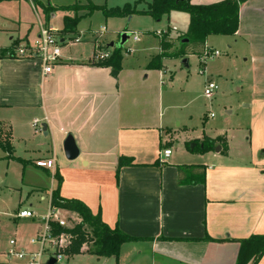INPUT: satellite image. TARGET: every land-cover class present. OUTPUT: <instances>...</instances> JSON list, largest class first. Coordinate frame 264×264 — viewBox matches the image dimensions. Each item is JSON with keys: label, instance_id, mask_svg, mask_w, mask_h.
<instances>
[{"label": "crops", "instance_id": "1", "mask_svg": "<svg viewBox=\"0 0 264 264\" xmlns=\"http://www.w3.org/2000/svg\"><path fill=\"white\" fill-rule=\"evenodd\" d=\"M221 1L224 0H193L191 4ZM131 17L128 24L134 16ZM189 22L188 16L186 32ZM239 25L234 36H217L230 50L233 44L241 43L247 56L251 97L250 106L246 105L250 107L247 144L241 142V148L236 149L231 137L222 135L226 137L227 153L221 148L220 153L215 150L197 154L192 151V142L204 137L190 139L186 145L191 152L182 162L172 158L173 151L160 162L161 153L171 148L163 147L165 131L161 123L153 114L143 113L141 80H129L130 69L122 66L121 70H113L95 66L92 60H70L62 52L60 64L44 77L38 61L0 60V114L5 116L0 119V139L13 148L11 139L20 127L18 120L37 112L47 126L45 138H52L53 155L29 147L21 156L12 149L14 157L26 162L27 168L54 175L67 171L60 186L61 198L84 203L109 230L135 239L121 246L118 259L82 250L71 260L87 256L89 264H237L240 241L264 235V0L243 4ZM122 30L125 29L111 34ZM129 30L121 33L118 43ZM10 31L8 44L0 48H8L14 41L15 33ZM156 32L148 30L145 34ZM132 37L121 48L125 51L123 60L132 53L126 54ZM173 37L169 41L178 48V35ZM208 40L209 37L206 44L210 47ZM160 42L159 39L157 53L149 56V64L163 52ZM151 49L147 46L144 51ZM191 57L194 56L179 60L183 64L187 59L189 63ZM166 60L176 59L162 61L161 82L168 70ZM124 73L123 81L118 80ZM152 95H146L147 103ZM69 133L74 134L81 150L75 161H68L63 151ZM121 158L132 163L121 166ZM50 159L55 161V169L36 166L37 161ZM58 186L53 178L48 188L36 189L39 200L47 199L50 207ZM23 210L38 216L31 220L38 222L39 231L42 215L34 211L33 204ZM66 214L81 221L75 213L66 210ZM16 215L17 221H31ZM5 263L0 260V264ZM258 264H264V256Z\"/></svg>", "mask_w": 264, "mask_h": 264}, {"label": "rangeland", "instance_id": "2", "mask_svg": "<svg viewBox=\"0 0 264 264\" xmlns=\"http://www.w3.org/2000/svg\"><path fill=\"white\" fill-rule=\"evenodd\" d=\"M41 1L43 4L38 3L36 6L31 5L27 0L0 3V46L8 44L10 30L15 33L12 44L16 45L30 43V40L33 42L41 35L43 29L58 31L60 35L68 31V38L83 37L84 40L79 44L63 45L62 52L67 56L66 58L77 61L92 60L95 63L94 48L100 47L112 56L116 47L112 49L110 43H118L121 33L129 28L132 36L138 33L141 39L135 41L134 36L131 38L127 44L126 54L132 53L123 60L122 66L124 69H130L132 74H129V80L138 81V78L141 80L143 113L153 114L154 119L161 123L165 131L163 147L172 149L173 159L182 162L185 156H188L191 150L186 143L190 139L204 137L202 141H193L194 147L201 145L208 137L217 138L222 135L231 137L232 146L236 149L241 148V142L247 144L250 107L247 108L246 105L250 106L251 97L247 56L241 43L233 44V50H230L226 43H222L219 36H211L208 43L212 49L219 50L221 56L206 64H203L198 56L191 57L190 62L186 64H182L179 59L166 60L165 66L168 70L163 78L164 82H161L159 77L164 69H148L149 56L157 53L159 39L169 41L174 38L173 36L178 35L179 38L186 33L189 16L186 12L172 11L165 14L160 22H156L147 14L154 0H51L50 6L47 1ZM90 4L107 10H123L131 6L136 14L131 15L134 16L133 20L128 24L131 16L111 19L101 10L91 13L88 9ZM72 7L77 11L65 10ZM76 18H79L77 32H71L64 26L65 22L67 19ZM171 27H177L179 32H172L163 39L158 38L155 33L148 36L145 34L148 30L161 31ZM102 28H105V31ZM78 29L81 33H78ZM118 29L125 30L111 34V31ZM27 34L30 39L28 36L25 37ZM228 38L227 40L234 42L233 38ZM177 45L181 46L179 43ZM147 46L152 49L144 51ZM173 51L169 50L170 53ZM123 53L125 51L122 50V57ZM124 76L125 73L118 80L123 79ZM144 77L147 79L144 80ZM210 81L219 84V90L212 100L204 95V86ZM149 93H154L151 96L150 102H153L151 105L146 101V95ZM4 117L0 114L1 120ZM26 117L17 122L20 127L11 139L13 150L16 149L17 155L21 156L26 153L27 148L32 147L45 154L49 151L53 155L52 138H45L43 133L37 134L33 129L32 123L35 119L44 126L40 115L35 112L27 114ZM6 143L0 139V260L5 261V264H19L17 260L10 261L6 256L11 249L10 242L15 239L17 248H29L31 240L38 233V222L17 221L14 219L15 215L19 210L29 209L33 204L34 211L44 216L49 203L47 199L39 200L40 195L36 189L48 188L55 175L51 171L24 168L18 161L8 160V153L2 148ZM213 147L217 149L221 146L217 143ZM196 153L200 154V152ZM67 173V171L60 173L61 184ZM65 220L70 227L79 223V220L70 214L65 215ZM87 232L90 239L94 238L92 227L88 226ZM96 250L95 240L83 247V251L87 253ZM88 258L79 257L75 261L71 258L69 263L89 264Z\"/></svg>", "mask_w": 264, "mask_h": 264}, {"label": "trees", "instance_id": "3", "mask_svg": "<svg viewBox=\"0 0 264 264\" xmlns=\"http://www.w3.org/2000/svg\"><path fill=\"white\" fill-rule=\"evenodd\" d=\"M12 0H0L1 2H9ZM154 0L153 4L149 7L148 15H150L156 22H160L161 19L172 11H184L190 17L189 29L182 35V37L177 38L176 43L181 44L183 39H188V43L181 44L180 47L176 48V45L167 39L161 40V50L163 51L160 55L152 58L148 69L151 70H162L163 62L162 60L166 58L170 59H183L187 56H200L206 49H212L206 44V40L210 36H234L239 28V19L241 6L245 4L248 0H224L217 2L212 5H193L191 2L193 0ZM91 13L96 10H101L105 12L108 18H128L131 15L136 14V11L132 10V7L128 6L123 10L113 9L107 10L103 7L94 6L90 4L88 8ZM65 10L77 11L74 7ZM79 18L67 19L65 22V27L71 32H77V25ZM68 34V31H64ZM15 43L11 44L8 48H0V60L1 59H15L14 49L17 47ZM176 48L173 53L169 50ZM122 49L115 48L114 53L110 59L97 63L95 66H102L106 68H112L113 70L122 69ZM207 140V144H206ZM201 145L194 147L193 152L208 153L215 151L213 145L219 144L223 148L222 152L227 153L228 147L226 145V137L219 136L216 139L207 138ZM193 144V143H192ZM2 147L9 153V159H14L26 167L27 164L21 159L14 157L10 143L7 142ZM132 163L130 159L121 158L119 160V165H129ZM39 168V167H38ZM205 173H203L202 179ZM55 179L58 182V188L53 192L51 197V203L54 208L62 209L64 211H69L78 215L81 223L75 225L72 229H63L54 226V235H59L62 233H68L72 235L73 242L68 254L71 255H81L83 247L90 241L95 240V247L97 250L92 252V254L98 257H114L119 258V251L123 244L135 241L134 238L127 236L121 232H112L103 223L101 219L94 217L90 209L83 203L76 200L63 199L60 196V186L61 178L60 174H55ZM93 228L94 238L89 237L87 232V227ZM241 252L237 261V264H258L259 261L264 256V235H256L246 240L240 241Z\"/></svg>", "mask_w": 264, "mask_h": 264}, {"label": "built area", "instance_id": "4", "mask_svg": "<svg viewBox=\"0 0 264 264\" xmlns=\"http://www.w3.org/2000/svg\"><path fill=\"white\" fill-rule=\"evenodd\" d=\"M31 5L41 3V0H27ZM46 1V0H44ZM105 31V28H102ZM172 32H179L177 27L166 28L165 30L157 31L156 36L158 38L168 37ZM132 35V33H131ZM69 34H58V31L43 29L41 35L33 42L18 45L14 49V58L17 60H34L38 61L42 66L43 76L50 75L55 67H57L62 61V46L79 44L82 42L83 37L79 38H68ZM135 41H139L140 37L138 33L134 34ZM110 54L100 49L95 48L94 62L102 63L110 58ZM221 56L219 50L206 49L204 53L199 56V60L206 64L208 61L217 59ZM219 90V84L214 81L207 82L204 88V95L207 99L212 100ZM213 117V116H212ZM43 127L40 125L39 120H35L33 123V129L35 133H43ZM172 155V149L165 150L161 153L160 162L163 163L164 159ZM36 166L39 168L55 169V161L50 159L45 161H38ZM38 216L29 210H20L16 218L22 220H31ZM41 223L39 231L30 242V248H17V241L14 239L10 242L11 249L6 254L10 261H19L21 264H49L51 260H55V264H68L71 254H68V250L72 245L73 237L68 233H62L54 235L53 227L63 229H72L67 225L65 220L64 210L54 208L50 205L47 214L39 217ZM79 221L78 224H80ZM77 224V225H78Z\"/></svg>", "mask_w": 264, "mask_h": 264}, {"label": "water", "instance_id": "5", "mask_svg": "<svg viewBox=\"0 0 264 264\" xmlns=\"http://www.w3.org/2000/svg\"><path fill=\"white\" fill-rule=\"evenodd\" d=\"M46 1L48 2L49 6H50L51 5L50 0H46ZM181 1L182 0H178L177 2H181ZM130 36H131V32L130 33H126V34H122V36L120 38V42L118 44L115 45L114 42H113L109 46L112 49L115 48V47L122 48L128 42V40L130 39ZM188 42H189L188 39H183L181 44L188 43ZM183 61H184V63L188 62L187 59H184ZM43 133L45 135H48L47 134V126L43 127ZM220 150H221V147H218L216 149V152L220 153ZM63 151L65 152V156H66V159L68 161H75V160H77L80 157L81 150H79V148H78V145H77L76 138H75L74 134L69 133L67 135V137L65 138L64 143H63ZM49 264H55V260H51Z\"/></svg>", "mask_w": 264, "mask_h": 264}]
</instances>
